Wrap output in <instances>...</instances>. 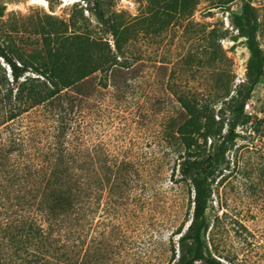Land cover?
I'll use <instances>...</instances> for the list:
<instances>
[{
    "label": "rangeland",
    "instance_id": "rangeland-1",
    "mask_svg": "<svg viewBox=\"0 0 264 264\" xmlns=\"http://www.w3.org/2000/svg\"><path fill=\"white\" fill-rule=\"evenodd\" d=\"M45 1L0 0L1 75L11 77L5 54L38 76L32 67L59 52L76 77L91 65L78 62L82 54L105 65L97 44L118 55L117 37L129 65L118 66V83L90 75L86 95L70 87L75 101L62 113L53 100L18 102L11 119L14 105L0 95V167L15 155L11 140L20 149L26 142L24 161L58 128L92 152L89 194L51 231L61 238L54 246L71 264H170L173 232L193 213L179 157L196 135L208 173L210 251L226 264H264V0ZM183 97L199 102L195 131H185ZM8 179L0 173L5 189Z\"/></svg>",
    "mask_w": 264,
    "mask_h": 264
},
{
    "label": "trees",
    "instance_id": "trees-1",
    "mask_svg": "<svg viewBox=\"0 0 264 264\" xmlns=\"http://www.w3.org/2000/svg\"><path fill=\"white\" fill-rule=\"evenodd\" d=\"M239 18L243 28L242 16ZM97 45L105 51V65H95L96 57L82 54L78 57V62L88 61L91 65L86 72L79 71L76 77H73L67 66L72 60L63 53H49L45 63L32 67L38 76L32 75L28 66L18 64L5 54L11 67V77L8 78L6 73L0 74V95L3 93L8 103L14 105L10 111L11 119L17 115L15 108L18 102L26 104L33 101L35 104L32 107H35L53 100L58 103L62 113L65 102L73 104L75 101L68 93L70 87L75 85L76 93L86 95L90 87L89 77L95 72L101 71L106 78L118 83L125 74L118 66L123 65L129 70V65L125 64L127 61H121L125 52H122L120 37L115 39L119 53L116 56L109 53V43ZM250 48L253 58L256 57V51L252 46ZM181 99L187 109L185 126L191 127L185 131H195L193 114L199 110L196 107L199 102L195 99L193 107L187 99ZM59 124L61 127L66 126L64 120ZM234 126L232 123V127ZM58 130L60 131H55L47 139L43 149L37 148V157L27 151L24 161H21V157L26 142L20 145V149L15 140H11V153L15 152V155L13 158L8 157L6 168L0 167V173L7 172L9 175L6 189L5 183L0 180V264H55L51 262L52 258L64 259V256V263L71 264L68 255L60 253L64 247L54 246L61 238L52 237L51 231L57 225L67 223L75 210L76 202L88 196L86 184L89 159L93 155L89 146L78 147L69 140V131H62L61 128ZM197 137L186 136L187 143L179 157L182 180L190 182L194 187V207L187 226L173 232L170 264H226L210 251L206 239L209 228L206 210L210 191L207 185L208 173L203 168L201 145ZM176 235L178 236L174 239Z\"/></svg>",
    "mask_w": 264,
    "mask_h": 264
},
{
    "label": "bare ground",
    "instance_id": "bare-ground-1",
    "mask_svg": "<svg viewBox=\"0 0 264 264\" xmlns=\"http://www.w3.org/2000/svg\"><path fill=\"white\" fill-rule=\"evenodd\" d=\"M35 1L38 2V3H39V2H40V3H42V2H43V3H46L45 0H35Z\"/></svg>",
    "mask_w": 264,
    "mask_h": 264
}]
</instances>
